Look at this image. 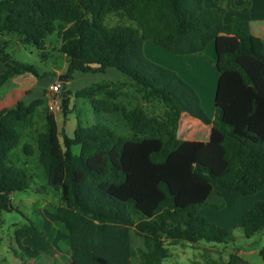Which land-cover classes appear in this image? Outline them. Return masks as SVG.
<instances>
[{
    "label": "trees",
    "instance_id": "1",
    "mask_svg": "<svg viewBox=\"0 0 264 264\" xmlns=\"http://www.w3.org/2000/svg\"><path fill=\"white\" fill-rule=\"evenodd\" d=\"M52 35L60 41L66 74L114 68L140 95L128 108L101 81L72 93L87 99L96 113L119 114L131 135L105 124L84 126L77 118L69 137L45 110L35 148L22 145L26 156L37 153L47 184L60 194L62 204L54 212L66 225L65 262L131 264L136 257L142 264H161L169 246L180 242H232V232L199 210L210 206L207 198L217 186L246 196L264 191V44L249 23L237 17L224 23L222 9L206 7L204 0H0V87L16 75H53L9 51L12 44L33 47L40 60H48L46 40ZM146 41L176 55L213 45V119L190 83L146 58ZM68 94L61 93L64 114L72 110ZM151 101L163 103V116L148 114L145 104ZM41 103L19 101L0 112V231L2 213L16 210L11 194L30 184L26 162L18 164L11 154ZM182 115L210 126L208 139L177 137ZM73 146L79 147L77 154ZM239 227L246 239L264 233V197L245 211ZM131 232L143 239L144 249L132 246ZM41 234L30 223L15 231V239L20 244ZM20 247L31 258L41 255ZM259 255L264 261V245ZM203 264H231V257H206Z\"/></svg>",
    "mask_w": 264,
    "mask_h": 264
},
{
    "label": "rangeland",
    "instance_id": "2",
    "mask_svg": "<svg viewBox=\"0 0 264 264\" xmlns=\"http://www.w3.org/2000/svg\"><path fill=\"white\" fill-rule=\"evenodd\" d=\"M46 44L49 58L45 61L40 60L37 50L33 47L19 48L12 44L9 51L15 59L34 64L40 73L53 72L51 77L56 80L55 83L60 85V82L68 79L62 78L58 80L59 75L66 74V61L58 51L60 41L55 35H52L48 36ZM144 53L146 58L176 71L184 80L190 83L198 94L201 107L206 115L210 119L214 118L213 101L217 71L213 55L214 51L211 47L198 54L176 55L150 41L145 43ZM118 73L120 74V79L118 80H113L111 77L106 79L98 76L94 77L96 81L92 79L89 84L83 87L101 81L107 85L105 89L107 92L115 91L118 94L116 97L117 101H121L128 108L133 107L140 95L135 93L134 87L131 86L129 81L125 80V77L120 72ZM68 80L71 83L63 87L65 92L71 91L68 94V99L69 108H72V110L64 114L62 106H60V110L56 112V121L60 130H62L60 134L64 132L71 137L77 126L78 118L84 126L105 124L117 134L131 135L130 129L119 114L96 113L87 99L77 98L72 95L75 87H80L78 89L83 88L81 85H84V82L82 83L73 77ZM91 81L95 82L92 83ZM124 94L134 95L135 99ZM145 109L148 114L161 117L164 115L165 108L162 102L151 101L145 104ZM45 110L52 112L48 107L44 108L42 105L36 108L32 117V127L26 130L20 144L11 154L13 158L19 161L18 164L22 165L23 162H26L25 169L31 175V179L26 190L15 191L11 194L16 210L2 213L0 262L5 264H52L53 262L55 264H66L64 261L69 254L65 221L54 212V208L62 204L60 194L47 184L43 168L37 161V153L35 152L32 156H26L22 151L24 143H30L35 148L34 136L37 132L43 130ZM208 131V125L189 115H182L175 133L181 139H190L193 134L195 137L200 138L205 134L207 138L206 133ZM222 190L228 194L224 198L222 206H207L200 209V215L207 218L211 223L229 230L234 236L232 242L215 245L223 249L226 248L229 251H243L241 256L244 259L257 264H264L259 255V250L264 245V233L255 235L253 239H246L239 227L243 220L244 212L252 204L250 206L243 205L239 209L237 216L233 214L236 207H238L237 202H239L234 200V196L244 201L249 199L248 202L254 203L263 198L264 191H259L251 196H243L240 193L230 192L226 189ZM212 198L210 202H212ZM30 223L37 227L39 226L42 234L40 236L25 237L20 240V244L39 251L41 255L37 258H31L24 253L19 242L15 239V231L22 226H28ZM199 243L207 245L205 242ZM183 248L182 245L172 246L170 248L172 255L164 260L162 264H194L193 260L196 261V258L199 260V255L205 254L202 250H193L187 242L184 243ZM248 251L249 253H247Z\"/></svg>",
    "mask_w": 264,
    "mask_h": 264
},
{
    "label": "crops",
    "instance_id": "3",
    "mask_svg": "<svg viewBox=\"0 0 264 264\" xmlns=\"http://www.w3.org/2000/svg\"><path fill=\"white\" fill-rule=\"evenodd\" d=\"M204 5L206 7H220L222 9V19L224 23H230L232 18L237 17L241 20L247 21L250 25L251 33L259 38L261 42L264 44V0H204ZM150 42V41H146ZM145 42V43H146ZM144 43V45H145ZM144 45H143V51H144ZM209 47L214 51L213 45L209 44L207 48L204 50L206 51ZM203 51V52H204ZM145 54V53H144ZM214 59H215V53ZM3 69V66L0 64V71ZM120 74L114 70V68H107L105 69L104 72L102 73H81V72H75L71 75L72 77L77 79L80 82H84V85H81L82 87L85 86L86 84H89L90 80L94 79V77H101V78H110L113 80H118L120 79ZM68 78V79H70ZM65 80L64 82H60V92L66 93L64 91V85L71 83L70 80ZM96 81V79H94ZM56 80H54L51 76H42V77H35L34 75L31 74H21V75H16L10 78L3 86L0 87V112L4 109H8L11 107H14V105L17 102H23L24 104H29L33 100H41V105L44 108H47V102L45 98V94L48 91L49 85L55 83ZM58 81V80H57ZM95 81H91L92 83ZM78 84V83H77ZM80 87H75L74 92L78 90ZM71 93V91H68ZM40 105V106H41ZM39 107V106H38ZM56 118V113L54 114ZM57 122V121H56ZM58 125V123H57ZM59 131L61 132L59 126H58ZM209 132H210V126H209V131L206 133L207 138L205 137V134L202 135V137H195L193 134L190 139L187 140H200V141H206L209 137ZM72 152L77 154L79 152V147L78 146H73ZM224 188L222 187H215V189L210 193V195L207 198V203L210 205L208 207H216V206H222V202L225 197L228 196L225 192H223ZM237 193V192H235ZM242 195V194H241ZM246 196V195H243ZM249 196V195H248ZM251 196V195H250ZM212 198V202H210V199ZM233 197V196H231ZM264 197V195H263ZM234 200L239 201L237 202L238 207H236V210L234 211L233 214L237 216L239 213V209L243 206H250L251 204L253 205L252 202H248L249 199H246L245 201L241 198L235 197ZM251 205V206H252ZM250 206V207H251ZM202 209V208H201ZM247 210V209H246ZM245 213V212H244ZM200 214V210H199ZM244 217V214H243ZM33 237V236H32ZM255 237H252L250 239H253ZM130 241L132 246L138 247L141 249H144V243L143 239L138 237L137 235L133 234V232L130 233ZM185 242H180L175 245H171L169 247V252L170 255H172V251L170 248L172 246H177V245H182V249L184 246ZM190 247L193 248V250L196 251H203L205 254L199 255V260L197 258L195 259L196 261L200 262L201 264L204 263L206 257L207 258H218L221 261H227L229 257H231V264H257L254 263L248 259H244L241 255L243 251H229L226 248H221L216 246L213 243H207V245L204 244H190ZM186 247V246H185ZM249 253V251L247 252ZM69 256V254H68ZM168 257V258H169ZM68 258V257H66ZM166 258V259H168ZM165 259V260H166ZM65 262V261H64ZM164 260L162 261V263ZM67 264V262H65ZM161 263V264H162ZM194 263V260H193ZM131 264H142L137 258H131Z\"/></svg>",
    "mask_w": 264,
    "mask_h": 264
},
{
    "label": "built area",
    "instance_id": "4",
    "mask_svg": "<svg viewBox=\"0 0 264 264\" xmlns=\"http://www.w3.org/2000/svg\"><path fill=\"white\" fill-rule=\"evenodd\" d=\"M45 98L47 102V107L52 111V113L55 114L58 110H60V85L58 83L50 84L48 91L45 94Z\"/></svg>",
    "mask_w": 264,
    "mask_h": 264
},
{
    "label": "water",
    "instance_id": "5",
    "mask_svg": "<svg viewBox=\"0 0 264 264\" xmlns=\"http://www.w3.org/2000/svg\"><path fill=\"white\" fill-rule=\"evenodd\" d=\"M69 77H71V74H61L58 76V80H61L62 78L67 79Z\"/></svg>",
    "mask_w": 264,
    "mask_h": 264
}]
</instances>
